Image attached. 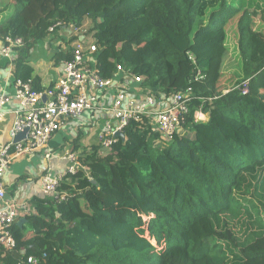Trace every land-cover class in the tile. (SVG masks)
<instances>
[{
	"label": "trees",
	"instance_id": "trees-1",
	"mask_svg": "<svg viewBox=\"0 0 264 264\" xmlns=\"http://www.w3.org/2000/svg\"><path fill=\"white\" fill-rule=\"evenodd\" d=\"M253 2L116 0L83 13L60 0H0V38L27 43L15 76L36 89L30 51L61 19L90 21L104 78L123 65L165 94L192 87L194 95L185 132L167 146H155L150 126L133 122L109 151L92 145L79 152L88 172L68 174L59 196L31 199L35 212L12 226L16 246L0 264H29V256L37 264H264V234L238 244L220 227L244 206L238 194L248 178L264 173V38L255 30ZM238 16L232 49L227 29ZM232 54L239 78L224 93L221 64ZM210 110L223 129L211 142L195 117ZM225 241L233 246L225 249Z\"/></svg>",
	"mask_w": 264,
	"mask_h": 264
},
{
	"label": "built area",
	"instance_id": "built-area-1",
	"mask_svg": "<svg viewBox=\"0 0 264 264\" xmlns=\"http://www.w3.org/2000/svg\"><path fill=\"white\" fill-rule=\"evenodd\" d=\"M91 25L89 22L80 25L54 19L47 32L53 35L62 31L68 33L66 35L70 38V54L61 62L60 78L43 90L36 89L32 80L16 79L13 96L0 95V113L13 98L20 106L14 112L11 139L0 148V261L6 251L16 246L12 226L29 213L27 202L18 203L7 198L4 176L15 159L42 151L53 134L68 121L86 112H108L110 118L99 135L101 153L109 151L120 138L119 135L124 134L133 122L150 126L151 133L156 134L153 142L157 147L167 146L184 130L190 103L194 98L193 88L165 94L145 85V77L123 65L117 66L112 77L104 78L96 62L99 47L91 36ZM25 44L22 37L9 34L3 39L1 54L12 59L14 53ZM200 78L203 76L199 73L196 79ZM134 84L137 86L134 87ZM240 87L246 94L249 91V79L243 81ZM109 91V96L102 95ZM103 97L110 98L106 105L102 104ZM25 130L26 137L15 142L14 138ZM62 160L69 163L65 171L57 173L51 164L42 176L41 191L45 197L59 196V187L66 176L82 168L79 156L74 151L66 152ZM27 262L37 264L38 258L29 256Z\"/></svg>",
	"mask_w": 264,
	"mask_h": 264
},
{
	"label": "crops",
	"instance_id": "crops-1",
	"mask_svg": "<svg viewBox=\"0 0 264 264\" xmlns=\"http://www.w3.org/2000/svg\"><path fill=\"white\" fill-rule=\"evenodd\" d=\"M2 14L0 12V16ZM66 34L68 33L62 31L53 35L48 33L30 51V62L35 69L34 75L40 80L42 88L40 90L54 84L61 76V62L70 54V38ZM3 39L4 37L0 38V62H6V64L0 66V95L5 94L12 97L15 93V80L19 79L15 76L16 58L23 48L14 53L12 59L4 57L1 54ZM231 41L232 38L228 34V44ZM235 42L237 44V40ZM46 52H53V59L47 58ZM136 86L137 84H134V87ZM226 92L228 91L224 93ZM110 93L109 91L102 95L107 97ZM104 97L102 104L106 105L110 98ZM19 108L18 102L13 98L0 113V148L11 139L14 112ZM196 117L198 121H201L206 117V114L197 112ZM109 118L110 114L102 110L86 112L79 118L71 119L61 130L53 134L50 142L42 151L15 159L4 176L7 198L18 203L27 202L29 205L28 215L35 212V206L31 199L45 197L41 191V180L47 167L53 164V170L61 173L69 165L66 160H62V156L66 152L74 151L78 154L83 150H89L92 145L99 146L100 132ZM76 147L78 149H75ZM51 155H53L52 158H50ZM81 167L87 169L82 164Z\"/></svg>",
	"mask_w": 264,
	"mask_h": 264
},
{
	"label": "rangeland",
	"instance_id": "rangeland-1",
	"mask_svg": "<svg viewBox=\"0 0 264 264\" xmlns=\"http://www.w3.org/2000/svg\"><path fill=\"white\" fill-rule=\"evenodd\" d=\"M115 1L116 0H60V4L67 3L83 13H93ZM253 1L252 10L255 12L253 16L255 20V30L264 38V0ZM13 11L14 6L5 10L4 13L6 15ZM238 18L239 16L228 25V34L229 37L232 38L231 43L229 42V46L232 49L236 48L235 41L237 40ZM88 22L90 23V21ZM46 57L53 59V52H46ZM239 67V62L234 54L224 60L221 64V77L218 84L219 91H228L236 85V81L239 78L238 74L240 73ZM198 131L201 136L209 142L213 141L214 135L217 132H223L220 124L215 121L212 110L206 114V117L199 121ZM184 132L185 130L183 133ZM242 134L243 137L246 135L245 132ZM231 135L238 136L237 133H232ZM238 196L240 197L241 204L244 206L239 211L225 217L220 227L222 231H224V227H226L236 243H248L254 241L259 235L264 234V173L257 172L255 175L250 176ZM222 245L225 249L228 245L233 246L231 243L227 244V241Z\"/></svg>",
	"mask_w": 264,
	"mask_h": 264
},
{
	"label": "water",
	"instance_id": "water-1",
	"mask_svg": "<svg viewBox=\"0 0 264 264\" xmlns=\"http://www.w3.org/2000/svg\"><path fill=\"white\" fill-rule=\"evenodd\" d=\"M26 133H27V130H25L24 132L19 133V134L14 138V141H15V142L21 141L22 139H24V138L26 137ZM119 136H120L121 138H124V134H120ZM93 182H95V181H93ZM25 222H26V218H21L17 223H18V225L22 226Z\"/></svg>",
	"mask_w": 264,
	"mask_h": 264
}]
</instances>
